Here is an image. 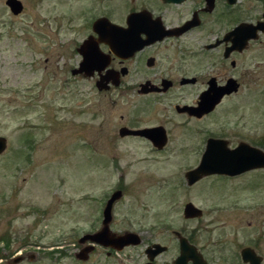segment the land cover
Listing matches in <instances>:
<instances>
[{
    "label": "rangeland",
    "instance_id": "rangeland-1",
    "mask_svg": "<svg viewBox=\"0 0 264 264\" xmlns=\"http://www.w3.org/2000/svg\"><path fill=\"white\" fill-rule=\"evenodd\" d=\"M20 1L23 8L14 15L0 0V136L6 139L0 153L1 264H140L145 244L171 242L158 231L161 226L181 229L205 253L221 257V247L211 242L220 243L225 222L233 227L241 217L244 225L252 215L264 239V182L249 190L245 181L224 176L192 185L184 177L199 163L210 130H221L231 144L260 138L264 147V35L238 57L249 68L244 86L224 97L210 119L171 117L169 142L155 153L144 141L120 138L118 128L157 121L163 109L143 111L140 97L98 90L96 76L71 73L94 2ZM263 11L264 0L247 2L244 16L256 19ZM108 156L117 159L118 173L104 164ZM120 171L127 186L115 227L155 226L153 235L144 233L127 252L106 257L95 251L80 261L78 239L95 226L96 198L114 187ZM188 201L202 210L201 217L183 216ZM175 253L171 244L161 258ZM17 255L23 259L13 263Z\"/></svg>",
    "mask_w": 264,
    "mask_h": 264
},
{
    "label": "flooded vegetation",
    "instance_id": "flooded-vegetation-1",
    "mask_svg": "<svg viewBox=\"0 0 264 264\" xmlns=\"http://www.w3.org/2000/svg\"><path fill=\"white\" fill-rule=\"evenodd\" d=\"M92 1L95 11H93L90 21L86 23L90 31L81 38L75 50L80 55L78 67L86 54L92 59H96L93 60L95 67L88 70L91 71L88 75H85V71L76 74L83 77L96 76L95 86L96 81L100 78L111 76L105 83L106 87L102 88L105 91L119 89L121 92L128 91V93L140 97L143 111L163 109V114L157 117V121L146 124L133 123L129 126L122 124L118 128L120 138L144 141L143 143H146L155 153L163 151L169 142L166 122L171 121V117H180L186 121L194 122L202 121L205 118L210 119L224 97L237 93L244 86L243 77L248 74L249 68L242 67V62H238V57L254 44L261 43L260 37L264 35L263 30L255 28L261 22L264 26V11L256 19H246L244 16L247 2L259 0H234L233 2H230L231 0ZM7 8L9 10L8 6ZM100 18H105V20L95 25V21ZM107 20L113 25H110ZM237 27L238 30L234 31ZM85 41H88L90 47L83 53L78 50V47ZM104 63L107 64L100 69L99 67ZM258 64L259 62L254 61L255 67ZM232 85L236 86L235 90L225 93L220 102L210 110L198 114L197 108H202L200 106L202 95L207 96L220 92L223 88ZM193 94L195 97L189 99ZM165 111L168 114H165ZM123 127L129 130L145 131L143 134L121 135L120 129ZM210 131L211 135L206 136L203 142L204 150L201 152V158L208 139L211 138L223 140L216 144L229 150L235 149L241 144L248 145L249 147H242L243 151L239 153L241 157L258 156L259 153L256 149L264 152L260 138L254 139V141L239 139L235 144H231L221 130ZM160 141L163 144H160ZM106 158L104 164L108 165L109 169L116 171L118 169L117 159L114 156ZM227 164L230 168L234 167L231 172H213L199 178L194 183L207 176H224L231 181L235 179L245 181L243 184H246L249 190H255L264 182V167L253 166L238 172L235 161L227 162ZM118 172L119 170H117ZM119 174L120 177L116 179L114 187L96 198L98 205L92 215L93 223H95L94 228L84 231L80 237L92 234L102 228L107 203L112 195L119 191L120 196L111 202L109 229L114 234L134 232L140 241L137 244H127L120 249L94 244L95 247L88 253L87 259L80 261H87L90 254L95 251H103L106 257L127 252L143 241L144 233L153 235L152 229L155 226L136 230L129 228L132 226L127 221V227H115L116 206L127 186L124 171H120ZM95 175H97V170ZM244 176L245 178H243ZM192 184L187 183V185ZM240 219L241 217H238L237 220H234L233 227L228 224L230 222H225L227 225L220 243L212 240V246L221 247V257L205 253L192 239V236L183 235L181 229L174 227L166 229L161 226L158 231L171 236L172 243H170L172 246H176V253L161 258L171 249V244L158 241L148 242L142 250L143 254L141 256L138 254L139 259L142 258L140 264H178L176 260L181 253L179 236L185 237L189 244L195 246L201 256L202 263L199 264H264V239H262V232L258 225L254 222L255 216L252 215L249 221L245 222L246 225H242ZM88 243L81 244V247ZM155 244H159V247L163 248L153 255L151 250L158 248ZM125 255L131 258L130 261H134L132 254L126 253ZM128 257L127 260H129ZM1 260L2 258H0V262ZM185 264H193L192 259H188Z\"/></svg>",
    "mask_w": 264,
    "mask_h": 264
},
{
    "label": "water",
    "instance_id": "water-1",
    "mask_svg": "<svg viewBox=\"0 0 264 264\" xmlns=\"http://www.w3.org/2000/svg\"><path fill=\"white\" fill-rule=\"evenodd\" d=\"M234 0H231L230 2H233ZM5 4L9 7V10L12 14L17 15L21 12L23 5L20 0H6ZM105 20V18H100L99 20L95 21V25L99 23L100 21ZM108 21V20H107ZM108 23L111 24L109 21ZM263 23H259L255 28H259L264 31V26H262ZM238 27L234 30L237 31ZM233 31V32H234ZM88 41H85L83 44H81L78 47V50L80 52H86L89 48ZM89 53V52H88ZM86 54V53H85ZM95 59V58H94ZM91 57H89L87 54L83 58V60L80 62L79 67L72 69V73H81L82 71H85V75L90 74L95 65L93 64V60ZM96 60V59H95ZM97 63V62H96ZM107 63H104L103 66L99 67L100 69L103 68ZM89 72V73H88ZM111 76H105L103 78H100L96 81V86L98 89H102L106 87V82ZM117 83V82H115ZM228 87V86H227ZM236 86L232 85L228 88H223L220 92H215L213 94L209 95H202L201 96V102L200 106L202 108L198 109V114L200 112H204L207 110H210L213 108L217 103L220 102L222 96L225 93H230L231 91L235 90ZM145 130H129L125 127L120 129V134H143ZM222 142L223 140L218 139H208L206 149L203 153V156L201 158L200 163L197 165V167L187 171L185 173V177L187 179L188 184H192L195 181H197L199 178L213 173H225V172H231V170L234 167H229L227 162H233L235 161L236 167H238L236 170L239 172L240 170H244V168H250L253 166H261L264 167V152L261 150L256 151L259 153L257 156L253 157H241L239 155L240 152H242V147H249L246 144H241L235 149H227L224 147H220L218 142ZM217 143V144H216ZM160 144L161 143L160 141ZM224 144V143H223ZM244 145V146H243ZM6 148V139L2 136H0V153H2ZM239 164H238V163ZM245 163V164H244ZM241 168V169H240ZM230 169V170H229ZM235 170V171H236ZM120 196L119 191L115 192L112 197L109 199L107 206L105 208V218L103 220V226L100 230L92 233V234H86L78 239V243L84 244L85 242H89L86 246L81 247L79 251L75 253V257L78 260H86L88 257V253L94 249V244H101L105 247H112L116 249H120L123 246L127 244H137L140 239L138 235L134 232H124L122 234H114L109 229V221H110V207L111 202L115 199H117ZM183 216L185 218H192V217H199L202 214V211L200 208L196 207L192 202H187L183 206L182 210ZM180 239V256L176 260V262L179 264H185L188 259H192L193 264H199L201 262V256L198 254V252L195 249V246L188 243L185 237L179 236ZM156 247H158L156 250H151L152 254L155 255L156 253L160 252L163 247H159V244H155ZM23 258L21 255H17L13 258V263H16L20 261ZM202 263V262H201Z\"/></svg>",
    "mask_w": 264,
    "mask_h": 264
}]
</instances>
